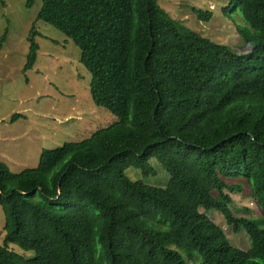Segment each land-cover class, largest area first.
<instances>
[{"label":"trees","instance_id":"16d2710c","mask_svg":"<svg viewBox=\"0 0 264 264\" xmlns=\"http://www.w3.org/2000/svg\"><path fill=\"white\" fill-rule=\"evenodd\" d=\"M233 8L249 24L238 32L250 54L187 28L158 0H44L39 20L79 46L93 101L117 121L45 149L36 168L0 161V264H264V224L232 198L247 183L264 214V0H228L222 13ZM154 162L166 186L146 181ZM211 211L251 249L232 245Z\"/></svg>","mask_w":264,"mask_h":264},{"label":"rangeland","instance_id":"374dc122","mask_svg":"<svg viewBox=\"0 0 264 264\" xmlns=\"http://www.w3.org/2000/svg\"><path fill=\"white\" fill-rule=\"evenodd\" d=\"M167 14L187 28L214 43L231 47L239 54H250L254 46L245 44L238 28L249 27L240 8L224 15L228 0H158ZM44 0H0V161L10 171L36 168L45 149H58L66 143L88 139L99 129L109 127L117 117L93 101L90 84L92 74L80 62L79 46L56 27L39 20ZM196 9L209 10V22L199 20ZM32 28L39 35L38 62L25 71ZM21 117L11 121V117ZM157 176L146 179L166 186L167 171L154 162ZM133 179L139 171L129 170ZM246 190L232 193L235 205L246 206L249 216L264 224V214L257 201ZM213 219L229 242L242 250H250L251 238L245 232L234 234L222 216L211 211ZM5 214L0 205V241L4 236ZM27 259L34 252L10 246Z\"/></svg>","mask_w":264,"mask_h":264}]
</instances>
